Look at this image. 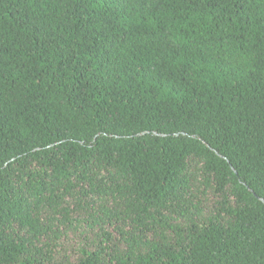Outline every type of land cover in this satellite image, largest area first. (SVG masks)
<instances>
[{
    "label": "trees",
    "instance_id": "obj_1",
    "mask_svg": "<svg viewBox=\"0 0 264 264\" xmlns=\"http://www.w3.org/2000/svg\"><path fill=\"white\" fill-rule=\"evenodd\" d=\"M0 264H264V0H0Z\"/></svg>",
    "mask_w": 264,
    "mask_h": 264
},
{
    "label": "rangeland",
    "instance_id": "obj_2",
    "mask_svg": "<svg viewBox=\"0 0 264 264\" xmlns=\"http://www.w3.org/2000/svg\"><path fill=\"white\" fill-rule=\"evenodd\" d=\"M215 201L216 198L214 196H212L209 192L205 193L204 202L209 210H211L214 207ZM71 218H72V227H74L75 217L71 216ZM78 218L81 220L84 217L78 216ZM61 230L62 231L60 233V238L57 241V250L55 254L59 257L61 256L62 258L75 260L77 257L75 251L77 249V246L82 243L84 237L83 233H87V230L83 226V223L76 224L75 229L63 230L61 228ZM90 238L91 236L87 235L85 239L89 240Z\"/></svg>",
    "mask_w": 264,
    "mask_h": 264
}]
</instances>
